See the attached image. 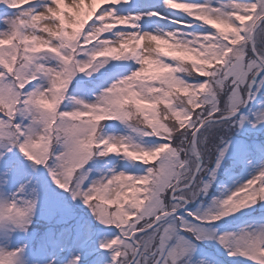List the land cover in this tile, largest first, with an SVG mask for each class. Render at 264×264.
<instances>
[{"label":"clouds","instance_id":"9594fccd","mask_svg":"<svg viewBox=\"0 0 264 264\" xmlns=\"http://www.w3.org/2000/svg\"><path fill=\"white\" fill-rule=\"evenodd\" d=\"M3 3L17 11L0 30V113L5 117L0 146L19 145L31 167L42 166L99 223L118 230L112 239L161 216L171 232L179 211L206 196L216 179L202 176L194 194L171 204L167 189L198 159L188 133L218 106L225 113L247 106L242 89L251 88L264 70V0H161L163 15L149 11L136 18L114 7L119 0H72L71 7H60L63 0ZM145 16L179 27L146 31L140 27ZM128 62L137 67L109 72ZM97 75L102 79L93 89H82L79 82L74 86L78 77ZM108 121L124 131H108ZM101 160L110 166L90 179L88 165ZM81 178L88 182L80 189L85 195H74L71 185ZM18 191L24 195L13 196L0 210V264H29L28 245H10L14 234H28L39 191L31 180ZM260 203L264 177L221 193L188 215L202 221L201 236L215 239L229 257L264 264V224L225 233L213 227ZM222 236H227L224 243ZM135 245L129 240L113 248L120 264H131Z\"/></svg>","mask_w":264,"mask_h":264},{"label":"rangeland","instance_id":"374dc122","mask_svg":"<svg viewBox=\"0 0 264 264\" xmlns=\"http://www.w3.org/2000/svg\"><path fill=\"white\" fill-rule=\"evenodd\" d=\"M180 2H187V0H180ZM196 2H204V0H196ZM213 2L215 3V0H213ZM71 4L72 0H63L62 7L65 5L71 7ZM22 7H27V5H22ZM116 8L122 14L126 15L129 12L147 13L149 11H160L164 13L165 11L161 7V0H130L129 4L118 5ZM15 12L16 10L0 4V30L7 27L4 20L12 16ZM140 27L146 31H155L160 28L179 26L172 25L167 20H160L157 16L150 18L145 16L140 21ZM191 30L192 29H188V31ZM135 67H137V65L132 62L115 64L109 69V72L119 74L127 71L129 68ZM100 79H102L100 75L92 79H82L78 77L77 81L74 82V86L79 82L82 89H93L94 84L98 83ZM89 98H91L90 92ZM253 110H255L257 114L264 112V87L260 88V92L256 95L255 99H253ZM3 118L5 117L0 113V119ZM106 124L110 132L118 133L124 131L121 125L115 121H108ZM242 143L233 140L227 145V151L225 152L227 155L229 152L233 151L237 153V155H240L242 159L248 160V163H244L241 173L236 174L230 172L228 174V191L235 190L240 185L259 175L261 170H264V157L262 155L264 154L262 153L264 150L254 152ZM256 144L257 143H253L254 146ZM0 152L5 153L4 156L0 158V181H4L3 184H0V205L9 202L13 196L22 197L24 194L20 193L18 189L20 185L25 184L26 181L31 180L39 191L40 202L28 234H14L10 245L11 247H16L19 244L26 243L28 245L27 258L29 264H49V262H51V264H72L73 259H77L78 257H80L79 264H85L83 262L85 258L91 254V251L97 250L103 242L119 234L114 226L109 228L99 223L79 199L73 200L70 193L59 189L53 183L46 169L42 166H37L36 168L31 167V162L25 159L19 153L18 149L7 151L0 146ZM109 159H113V162H115L114 158ZM108 166H106L105 162L102 160L90 163L88 167L93 169L90 179L102 174V171H106ZM118 167L124 168L125 165L120 163ZM31 186L32 185H28L27 187L30 189ZM87 186L88 182L86 181L84 187ZM207 205L197 206L196 209H191L189 212H195L197 209L206 207ZM188 207L189 205L184 211H187ZM255 207L259 210L257 211ZM63 222L64 224L70 222L75 226L73 228L69 227L64 229L65 232L61 234V238L57 241L46 239L48 235L44 238L43 235L50 231L49 227L51 225ZM261 224H264V203L257 204L252 208L242 210L234 216L225 218L217 222L213 227L219 233H225L237 232L249 225ZM70 233H72L74 238L71 239V242L68 240ZM174 242L175 241H172V243ZM98 244L100 245L98 246ZM65 246H67L66 249ZM205 251L219 255L220 258H218V260H212V254ZM220 259L226 260L229 264H252L251 261L242 258L229 257L224 248L215 239L211 238L195 242L194 251L186 255L179 264H226ZM88 264H112V254L110 253L107 259L94 260Z\"/></svg>","mask_w":264,"mask_h":264},{"label":"snow or ice","instance_id":"6c2138e0","mask_svg":"<svg viewBox=\"0 0 264 264\" xmlns=\"http://www.w3.org/2000/svg\"><path fill=\"white\" fill-rule=\"evenodd\" d=\"M47 2L48 0H41V4ZM129 3L130 0H119V3L114 5V7ZM0 4L5 5L3 0H0ZM5 6L7 7V5ZM60 7H62V3ZM156 12L159 15H163L160 11ZM137 14L129 12L127 15L136 18ZM252 54L255 55L254 52ZM262 81H264V70L260 71L251 88L245 85L242 89L249 97L248 103L255 99L256 95L260 92V88L264 87ZM237 113H225L218 106L217 110L211 113L206 112L199 120H196L195 126L187 135V142L198 159L183 173L178 181H174L167 189L171 204L182 203L184 199L188 198L189 193L194 194L202 183V176L211 174V176L215 177L216 168L220 165V159L223 158L227 151L225 141L228 134L236 127L242 126L244 118L237 119ZM254 115L255 122L252 125L253 127L264 122V112ZM193 133H195V136H193ZM221 144H225V147L221 148ZM13 149H18L19 153L25 158L20 151L19 145H10L7 151H12ZM201 153H204V156H201ZM217 155L219 158H217ZM3 156V154H0V158ZM212 163H215V168L209 167ZM51 174L55 176V172ZM261 177H264V170H261L259 175L255 176L252 180L260 182ZM3 183L4 181H0V184ZM84 183L83 178L79 181H73L71 188L76 189L73 193L74 195H85L80 191L81 185ZM207 190L208 185L203 184L202 192H207ZM5 205L6 203L0 205V210H3ZM179 216L178 225L171 232L167 231L164 227L166 223L165 216H161L159 219L153 217L150 221L138 224L133 232H129L126 236L121 234L120 240H107L102 243L101 247L110 250L114 264H120L121 255L118 251L114 252L113 248L119 249L123 241L134 240L136 242L135 255L128 257L131 260V264H165L166 260H170L171 264H179L186 255L194 251L195 242L204 239L201 236L203 231L201 220L193 219L188 215V212L186 215ZM226 240L227 236L220 237L221 243L226 242ZM172 241L175 242L172 243ZM72 264H79V259H73Z\"/></svg>","mask_w":264,"mask_h":264},{"label":"trees","instance_id":"16d2710c","mask_svg":"<svg viewBox=\"0 0 264 264\" xmlns=\"http://www.w3.org/2000/svg\"><path fill=\"white\" fill-rule=\"evenodd\" d=\"M221 103L223 104V100L221 101ZM254 114H257V112L253 110V100H251L249 102L247 111L240 113L236 116L237 119L244 118L242 126L236 127L234 130H232L228 134L227 139L225 141L226 145H228L231 141L236 140V141H240L241 143L243 142L245 146H248L254 152H260L264 150V122H261L257 124L255 127H253L252 125L255 122ZM253 143L254 144L257 143V144L254 146ZM225 144H221L220 147L224 148ZM262 153H264V151ZM262 155L264 157V154ZM217 158H219L218 155H217ZM244 163H248V160L242 159V157L240 155H237V153H234L233 151L229 152L228 155L225 153L223 158L220 159L219 167L216 168V173H215L216 179L215 181L211 183V187L209 188L207 195L206 196L202 195L198 200L190 203L187 211H184V212L182 211L181 213H178V215H185L187 212H189V210L191 211V209H196L197 206L200 207L201 205H207L213 197L219 196L221 193L226 194L228 192V187H227V184L229 181L228 174L230 172H234L236 174L241 173V171L243 170L242 167H244ZM209 167L215 168V163L210 164ZM203 177H204V180L210 179L209 175H205ZM255 208L257 211L259 210L257 207ZM64 222L56 224V225H51L49 227L50 231L46 234L44 233L45 234L43 235L44 238L48 235L46 239L57 241L61 238V234L65 232L64 229L69 228V227L73 228L75 226L74 224L70 222L65 223V224ZM71 239H74L72 236V233H70L68 237V240H70V242H71ZM99 245L100 244H98V246ZM66 247L67 246H65V249ZM110 253H111L110 250L102 248L100 246L97 250L91 251V254L89 253L90 255L87 258H85L83 263L88 264L94 260L107 259V256ZM207 253L212 254V257H211L212 260H218V258H220L219 255L213 254L209 251ZM220 260H222L226 264L228 263L226 260L225 261L223 259H220Z\"/></svg>","mask_w":264,"mask_h":264},{"label":"water","instance_id":"95a60500","mask_svg":"<svg viewBox=\"0 0 264 264\" xmlns=\"http://www.w3.org/2000/svg\"><path fill=\"white\" fill-rule=\"evenodd\" d=\"M248 105H249V103L247 104V106H245V107H243L242 109H240V110L238 111L237 115L240 114V113H243V112L247 111ZM186 207H187V205H186ZM182 210H184V209H181V210L179 211V213H180Z\"/></svg>","mask_w":264,"mask_h":264}]
</instances>
